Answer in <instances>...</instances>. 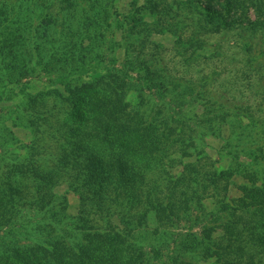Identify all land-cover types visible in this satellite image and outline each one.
Here are the masks:
<instances>
[{"label":"rangeland","instance_id":"obj_1","mask_svg":"<svg viewBox=\"0 0 264 264\" xmlns=\"http://www.w3.org/2000/svg\"><path fill=\"white\" fill-rule=\"evenodd\" d=\"M2 1L0 0V27L3 31L0 32V46L7 36L3 23L8 24L7 29H12L17 26L12 22L17 21L33 23L34 26L42 21L45 25L37 42H46L45 47L44 43L41 44V52L37 50V53H43L45 56L28 63L26 69L18 66L19 61H22L21 56L27 55L31 49L33 51L32 47L36 45L34 33L28 31V24L26 31L22 32L23 53L14 54L15 56L11 57L13 59L9 58L11 66L0 65V180L8 182L5 179L6 175H9V164L24 161L26 163L31 155L32 161L39 162V167L49 170L57 163L58 151L72 147H67V143L78 137L73 131L79 125L82 128L86 101L88 96L93 97L99 93L97 81L106 71L107 65L113 69H123L129 76L127 81L130 80L134 85L126 93L125 99L130 104L129 108L136 110L137 120L162 118L172 126L183 128L181 136L185 138L186 153L176 150V146L182 142L171 140L168 154L148 153L151 157L146 155L145 160H150L147 164L137 158V163L142 165L141 168L147 173L149 180L153 181L160 176L163 181L159 180V183L165 187L169 182L167 172L179 175L183 172L184 163L190 165L191 169L195 167V171L198 163L205 164L203 170L210 172L217 170L222 173L226 169L232 170L225 179L227 181L223 179L219 184L209 185V189L199 193L200 196H205V208L198 211L194 209L193 214L181 215L178 220L176 217L165 219L159 226L157 218L149 217L140 231L148 233L146 241L150 247L154 243L163 245L161 239L165 241L172 232L180 234L179 237H184L189 231L200 236L204 225H217L214 222L215 215L212 214L216 204L210 196H224L223 188L226 182L230 198L244 196L240 189L242 186L255 185L264 188V78L256 87L254 82L247 78L248 72L254 69L264 76V33H259L251 39L252 47L258 55L257 59L251 61L242 45L241 41L244 40L236 34L237 30L222 34L215 31L214 27L211 28L212 22L218 25L222 21L215 19V12L225 20H237L242 16V12H245L249 20L255 19L256 12L251 6H232L226 0H198V4L208 7V14H204L200 13L198 8L185 7L189 0H96L101 18L99 23H90L88 14L92 16L91 0H48L45 13L50 12V16L45 18H41L38 11L32 10L38 8L40 2L37 0H12L8 4ZM19 2H24L25 9L22 8L23 14L22 10H19L21 16H16L11 7L16 8V3ZM26 5L30 11L26 9ZM133 9L138 19L145 22V29L141 32L145 39L143 45H129V58L125 59L127 56L124 54V48L119 43L120 24L124 20L123 15ZM158 12L161 15H158ZM16 17L19 19L16 20ZM82 28H86L83 45L66 46L62 37L67 38L69 44L72 41L76 44V40L82 36H78ZM139 28H142V24ZM217 46L220 47L221 53L216 55L214 50ZM19 51H22V48ZM72 53L79 54L77 61L84 68L77 70L80 73L74 70L75 68L70 71L69 65L66 64L58 69L60 66L54 62L57 57L62 56L59 63H63ZM140 58H147L146 61L151 64L145 68L155 70L160 65L161 69L156 70L164 78L165 85L160 84L162 89H158L155 82H146L145 77L149 75L142 66L139 68L137 60ZM15 72H18V75L12 74ZM60 75L69 77L72 91L58 83L57 78ZM173 80L179 81L180 84L174 87L171 83ZM187 83L201 85L197 92L203 99H199L196 93L191 94L185 87ZM206 95L213 100L211 106V103L204 106ZM220 102H223L226 108H241L242 114L227 116L225 112L221 113L224 110L219 108ZM204 114L213 117L207 118ZM221 114L224 116L223 120H220ZM235 116L237 121H234ZM86 131L83 129L79 135L85 136ZM91 148L97 149V152L103 151L106 159L109 157V147L105 144ZM130 157L135 158L134 155ZM18 165L22 170H27L23 163ZM16 176L18 188L22 191L21 196H45L43 200L46 203H41L42 199L35 200L32 205L22 209L16 217L21 222L19 224H0V264H23V259L24 264H87V259L80 249L82 244L81 247L76 244L85 230L98 232L107 227V224L114 232H120L123 228L118 217L111 214L112 211L108 216L99 212L95 213V216L91 209L87 212V221L80 220V211H84L87 205L80 201V191L75 189L69 177L53 189L52 184L37 189L35 184L31 183L30 173L22 177L18 174ZM12 183L15 184L16 181ZM104 185L105 182L101 184ZM181 186L182 190H185V186ZM106 189L108 190V187ZM81 194L99 196L90 190L88 195ZM104 196H110V193H105ZM61 215L65 216L64 219L54 225L52 217ZM29 225H35L36 229L30 230ZM85 226L87 228L82 229ZM12 227L18 232H11ZM154 227L160 229L155 237L152 235ZM216 232H222L220 225ZM61 236L66 238L70 251L67 259L55 260L46 250L50 248V242ZM27 245H31L32 251L28 259L26 260L24 255L16 257L15 253H22L21 248ZM169 249L166 248L161 255H157L153 264H165L170 251L174 252L179 247L170 244ZM165 253L167 255H164ZM207 254L209 260L214 259L213 249H209Z\"/></svg>","mask_w":264,"mask_h":264},{"label":"trees","instance_id":"obj_2","mask_svg":"<svg viewBox=\"0 0 264 264\" xmlns=\"http://www.w3.org/2000/svg\"><path fill=\"white\" fill-rule=\"evenodd\" d=\"M6 1L3 0L2 2L4 4L12 2V0ZM37 1L40 2L38 3V8H32V10L38 11L37 13L40 14L41 18L49 17L50 12L45 13L48 0ZM226 1L231 3L230 5L232 6H251L256 12V18L249 20L245 16V12H242V16L237 20H225L222 15L219 14L218 16L215 12V19H221L222 21L218 25L212 22L211 28L214 27L215 31L222 34L237 30L236 34L240 35L244 40L241 42L245 47V51L248 52L250 60L257 59L258 55H256L252 47L251 39L259 33H264V0ZM91 2L92 16L88 14V20L90 23H99V19L101 18L99 16V6L97 8L96 0H91ZM198 2V0H189L186 2L188 4H185V7L189 9L198 8L200 9V13L208 14V7L200 3L198 4ZM16 5L17 7L12 6L11 10L14 15L21 16L19 10H22L23 14L22 8L24 7L25 9V4L24 2H19ZM26 7L30 11L27 5ZM1 12L2 8H0ZM158 15H161L160 12H158ZM123 17L124 20L120 24L121 36L119 43L124 48V54L127 56L125 59H128L130 53L129 45L137 43L140 46L141 43L142 45L144 44L145 35L141 32L145 29V22L138 19L135 9L124 14ZM18 19L16 17V20ZM12 23L17 25L12 29H7L8 24L3 23L7 36L0 46L1 66H11L8 62L9 58L23 53L22 32L26 31V25L29 23L26 24L22 21ZM37 24L34 26L33 23H30L28 27V31L34 33L36 45L32 47L33 51L31 49L27 55H22V61L18 63V66L25 69L28 63L34 62V60L37 61L39 57L45 56L43 53H37V50L41 52V44L44 43L45 47L46 41L37 42L45 24L42 21L37 22ZM141 24L142 28L140 29L139 26ZM2 31L0 27V32ZM85 34L86 28L79 30L78 36H82L76 40V44L74 43L75 41L69 44L67 38L62 37V40L65 41L66 46L77 45L80 47V45H83ZM21 45L22 47H20ZM19 47L22 48V51H19ZM219 48L217 46L214 50L216 55L221 53ZM75 54H70L64 59L65 62L63 63H59L62 56L57 57L54 62L60 66L58 69L63 64L69 65L70 71H72V68H75L74 70L76 71L80 68L84 69L78 63L79 61H77L79 54ZM68 59L69 61H67ZM146 60L147 58L137 60L139 68L142 66V69L151 76L145 77L146 82H155L158 89H162L160 84L165 85L164 78L156 70L161 69L159 68L160 65L155 70L145 68L151 66ZM114 61L117 60L114 59ZM127 61L130 62L129 60ZM105 68L106 71L97 81L98 89H100L99 93L94 94L93 97L88 96V100L86 101L87 106L86 112L83 113L82 117L84 118L82 128L79 125L73 131V134L78 135V137L67 143V147L72 146L69 148L70 150L65 148L58 151L57 163L53 164L49 170H47L48 168L39 167L38 161V163L36 160L32 161V155L26 163H24L25 161L18 163L20 165L23 163L27 170H22L14 162L7 166L9 175H6L5 180L8 182L0 180V224H5L6 222L19 224L21 222L16 217L22 209L32 205L35 200L41 201L42 199L41 203H46L43 200L45 196H21L22 191L17 185V174L22 177L30 173L32 175L31 183L35 184L37 189H41L48 184H52L53 189V187H56L60 182L66 181L67 177H69L70 180L72 179L75 189L80 191V201L87 205L84 211H80L78 216L80 220L83 222L87 221L85 218L87 212L91 209L94 211L93 215L99 212V214L103 213V215L108 216L110 211H112L111 214H115L123 225L120 232H114L113 228L108 224L107 227L98 232L91 233L89 229L85 230L76 244L80 247L82 244V248L80 249L84 253V258L87 259V264H153V261L158 257L157 255H161L163 251H166V248L169 249L170 244L178 246L179 249H176L174 252L170 251V254L166 256L165 264H264V188L255 185L249 187L242 186L240 189L244 196L230 198L231 196L227 194L229 188L228 182H226V186L223 188L224 196H210L216 204V207L213 209L215 212L212 214L215 215L216 220L214 222L217 225H204L200 236L196 232L189 231L184 237H179L180 234L172 232L165 241L161 239L164 246L156 243L151 244V247L149 246L148 241H146L148 233L140 231V228L146 225L149 217L154 216L157 218L159 226L163 224L165 219L176 217V220H178L181 215L187 213L193 214L192 211L194 209L198 211L205 208L203 203L205 196H200L199 193L204 189H209V185H216L222 182L223 179H227L232 170L226 169L222 173L217 170L210 172L209 170H203L202 167H206L205 164L198 163L196 164L195 171V167L191 169L190 165L184 163L183 172L179 175H172L167 172L169 178L167 187L160 185L159 180H162L160 176L154 178L153 181L149 180L147 173L141 168L142 165L137 163V158L147 164L150 161L145 160L148 153L152 154L156 152L164 154L166 152L168 154L171 148L169 144L171 140L182 142L181 145L176 146V150L186 153L185 138L181 136L183 128H178V125L172 126L166 120H162V118L159 120H153L157 118H152V120L147 119L146 121L137 120L138 118L136 119L135 116L137 115L136 110H131L129 108L130 104L125 99L126 93L134 87L130 80L127 81L129 76L123 69H113L107 65ZM77 72L80 73V71ZM12 74L18 75V72ZM247 78L248 80H252L254 87H256L263 81L264 76L257 69H254L252 72L251 70L248 72ZM57 80L59 84L64 85L66 89L72 91L69 77L60 75ZM171 83L174 87L180 84L179 81L175 80ZM200 86L194 83H187L185 87L191 94L196 93L199 95L197 96L199 99H203L201 94L197 92V88ZM202 86L205 87L204 83H202ZM206 96L207 99H204V106L208 103H211L209 104L211 106L213 100L209 95ZM218 105L219 108H223L224 110H220L221 113L225 112L224 114L227 116H230V114L231 116L242 114V109L239 107L233 106L231 108L228 106L226 108L223 102L218 103ZM219 108L216 109L219 110ZM131 111L132 113H130ZM204 116L207 118L213 117L210 114H204ZM219 117H221L220 120L224 119L222 114ZM234 118V121H237L236 116ZM83 129L87 130L85 136L79 135ZM191 143L193 142L191 141ZM104 144L109 147V157L107 159L104 157L103 151L97 152V149L93 150L91 148V146L100 147ZM128 150L130 152H127ZM241 151L243 150H239V152ZM145 152L147 154H144ZM131 155H134L135 158L130 157ZM14 181H16L15 184L12 183ZM80 182L82 183L80 184ZM103 182H105V185L101 186ZM252 183L256 184L255 181H252ZM181 185L185 186V190H182ZM177 186H181V188H177ZM107 187L108 190L106 189ZM26 189H28L27 186ZM164 189H167L166 193ZM89 190L94 195L97 194L99 196H82L81 193L88 195ZM108 192L110 196H104ZM114 206L117 208H114ZM188 209H191V211ZM64 217V215L57 216L56 218L52 217V223L55 225L64 219ZM92 219L94 221V216ZM219 225L222 228V232L220 233L216 232ZM60 227L63 226L60 225ZM85 228L87 227L85 226L82 229ZM29 229L35 230L36 226L32 227L29 225ZM159 231V228L154 227L152 235L155 237ZM11 232L17 233L18 231L12 227ZM65 239V237L61 236L49 243L50 248L46 251L52 256V259H67L70 248L67 246ZM21 249L22 253H15V256L24 255L27 260L28 255L32 253L31 245L23 246ZM209 249L214 250L215 255L213 260H209V255L207 254ZM164 255H167V253ZM20 261L22 260L20 259Z\"/></svg>","mask_w":264,"mask_h":264}]
</instances>
